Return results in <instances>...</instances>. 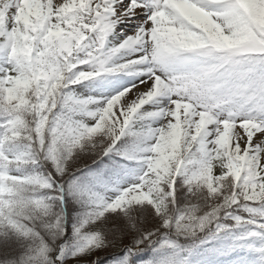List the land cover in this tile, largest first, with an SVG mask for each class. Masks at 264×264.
Listing matches in <instances>:
<instances>
[{
  "label": "snow or ice",
  "instance_id": "snow-or-ice-1",
  "mask_svg": "<svg viewBox=\"0 0 264 264\" xmlns=\"http://www.w3.org/2000/svg\"><path fill=\"white\" fill-rule=\"evenodd\" d=\"M118 25L132 31L106 47ZM0 51V235L22 249L0 264H96L95 249L118 240L125 252L110 264H133L152 245L175 248L156 239L159 229H139L129 210L144 204L184 236L233 206L264 229V0H0ZM119 73L138 80L108 97L65 91ZM149 118L158 126L130 131ZM125 135L134 142L116 149ZM78 152L91 157L76 164ZM115 157L142 171L106 198L95 188L123 167ZM40 161L54 171L38 170ZM181 175L190 192L206 190L209 210L198 215L193 204L173 221L167 207ZM65 197L93 205L72 245L61 243ZM117 211L128 239H107L103 225L84 231ZM196 246L163 264H193Z\"/></svg>",
  "mask_w": 264,
  "mask_h": 264
},
{
  "label": "rangeland",
  "instance_id": "rangeland-1",
  "mask_svg": "<svg viewBox=\"0 0 264 264\" xmlns=\"http://www.w3.org/2000/svg\"><path fill=\"white\" fill-rule=\"evenodd\" d=\"M30 2V0H29ZM141 17H143L141 15ZM132 31V28H124L123 32L120 31V33L117 35L115 41L116 44H118L124 37L123 34L126 32V34L130 33ZM124 34V36L126 35ZM107 46V45H106ZM6 53L4 51H2V54L0 55V63H2L5 59ZM87 67V66H86ZM134 77H121V79L119 81H116L117 83L120 82H127V83H132L134 81ZM107 85H111L112 83L107 80L106 81ZM126 83V84H127ZM100 84H103V81H100ZM123 85V84H122ZM88 85L84 86L83 88H78L75 90V92L73 93L74 96L78 97V98H83L81 95H79V90L86 88ZM125 87H129V86H122L118 91L122 90ZM96 88H99V85H96ZM91 97H100L101 93L99 92L98 94H91ZM106 97V96H105ZM82 155H85L83 153H81ZM80 154V155H81ZM89 154V153H88ZM91 157V154H89V156H83L80 157V159L77 161L78 164L80 163H84L87 162ZM142 169H139V173L141 174ZM148 206H138V207H134L133 209L129 210L131 215L135 218V223L138 225L143 226L142 229L145 232H148V229L146 226L147 223V218L150 216L149 214V210H147ZM105 226V237L107 239H113L116 240L117 237H120V239H126L125 237L122 238L121 233L119 234L120 230L123 229H127L126 224H125V219L122 215L118 214H111L108 218H106L104 221H102V223L100 224V226L98 225L97 227L101 228V226ZM98 228V229H99ZM155 230V229H154ZM125 231V233L128 231L127 230H123ZM249 238L248 237H243V238H239V239H232L230 237H224L222 235H217L214 236L212 239V242L214 244H216L218 251H222L223 253H227V251L232 250L233 248H236L237 250H243L246 254L249 253H253L254 249H258L257 246H259V243L261 242L262 244H264L263 242V237H259V235L256 232H250L249 233ZM13 237L10 236V240ZM8 239V238H7ZM0 254L2 255V257L0 258H4L5 254L8 257H18L20 255V253L22 252V249L20 247H11L10 249H7L6 245L10 244V243H4V241H0ZM117 243H119V240L117 241ZM245 244H252V249L251 251L245 247ZM263 247V246H262ZM108 251V250H107ZM106 250H104V252L101 253V255H104L107 253ZM101 252V251H100ZM218 255L219 254H223V253H219L217 252ZM85 264H86V260H85Z\"/></svg>",
  "mask_w": 264,
  "mask_h": 264
},
{
  "label": "trees",
  "instance_id": "trees-1",
  "mask_svg": "<svg viewBox=\"0 0 264 264\" xmlns=\"http://www.w3.org/2000/svg\"><path fill=\"white\" fill-rule=\"evenodd\" d=\"M78 159V156H76V159H75V161ZM226 188H227V186H226ZM198 191L199 190H197V192L195 193L194 191H192V192H189V193H187L186 191H184L185 193H183L180 197L182 198V196L184 195L185 196V198H184V203H187L188 202V204L186 205V209H188L190 206H192L193 204H195V205H197L198 206V211H205V212H207L208 210H209V200H208V198H207V195H206V193L205 192H201V193H198ZM198 193V194H197ZM187 198V199H186ZM182 205H184V204H182ZM147 210H149V214L148 215H150L148 218H147V223H146V226L145 227H147V228H149L148 229V232H153L154 231V229H159V230H161V229H164V228H161L160 227V223H161V221H160V217L159 216H157L156 214H155V212H154V210L152 209V207L151 206H149V207H147ZM169 210H170V206H169V204H168V207H167V215H168V217L170 218V216H169ZM223 210V209H222ZM222 210H220V211H222ZM197 213H199V212H197ZM170 220H171V218H170ZM144 226V225H143ZM143 226H141V225H139V229L140 228H142ZM143 229V228H142ZM141 229V230H142ZM123 230H127V229H123ZM123 230H120L119 231V234L121 233V237L122 238H126V239H128V235H127V232L125 233V231H123ZM128 231V230H127ZM134 235H139V233H136V234H134ZM8 238H9V236H8ZM15 240V239H14ZM14 240H12L11 241V243L13 244V245H11V244H8V245H6V247H7V249H10L11 247H15V246H18V245H15L14 246ZM0 244H2V243H0ZM3 245V244H2ZM120 248V243H117L116 244V246L115 247H109V248H104L105 250H112V249H119ZM103 250V249H102ZM101 251V250H100ZM92 254V253H91ZM90 254V255H91ZM0 257H2V255L0 254Z\"/></svg>",
  "mask_w": 264,
  "mask_h": 264
}]
</instances>
